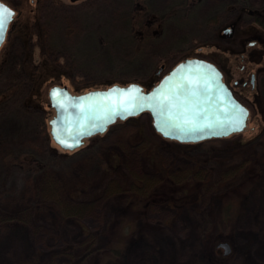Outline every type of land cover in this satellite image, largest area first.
Instances as JSON below:
<instances>
[{
  "label": "rangeland",
  "instance_id": "obj_1",
  "mask_svg": "<svg viewBox=\"0 0 264 264\" xmlns=\"http://www.w3.org/2000/svg\"><path fill=\"white\" fill-rule=\"evenodd\" d=\"M1 1L15 11L9 32L18 31L2 45L4 49L0 59L5 60L4 70L10 71L11 64H14L24 74L23 59L27 55L32 54L35 63L40 60L37 50L30 53L33 46L29 45L33 40L37 43L39 31L36 25L43 23L49 27L46 47L51 56L57 55L62 62L65 60V67L72 66L87 84L86 87L74 85L66 78V73L43 61L40 67V78H43L41 99L44 103L46 100L47 106V92L54 85L66 86L76 95L105 89L106 84L136 83L146 90L150 87L147 82L149 76L162 71L151 78L158 80L177 62L169 60V55L179 51L192 55L187 58H203L214 63L222 70L226 83L232 89L234 80L248 79L258 68L256 61L248 56L250 50L257 49L256 45L248 49L245 43L246 51L241 55L243 36L251 31L246 26L254 21V17L245 12L240 14L239 8L261 9L264 0H76L72 4L70 0H57L64 7L61 11L46 7L48 11L43 8L42 12L39 11L42 4L38 5L37 0ZM232 20L237 21L231 37L216 39V32L221 34L222 28H228ZM149 22L152 26L143 30L142 24L147 26ZM4 70L0 71V77ZM19 82L18 79L13 81L12 90L0 99V156L7 152H30L38 157L43 150V136L34 127L30 115L24 116L18 106L12 107ZM260 89V94L256 93L260 96L258 99L254 98L249 86L244 91L234 90L244 95V103H241L249 111L261 107L264 112V83ZM262 127L260 114L250 112L247 129L242 132L248 134L242 138H250ZM157 135L160 136L152 127L150 115L143 113L121 126L112 127L97 139L99 150L117 154L120 170L116 174V182L123 191H104L105 181L109 178H89L86 174L90 163L87 153L71 158L68 167L82 183L79 199L92 200L93 207L82 217H70L60 226H54L56 220L50 216L43 218L45 225L38 228V219L34 217L29 221L25 235L7 232L0 242V264H24L34 258L40 264H54L56 252L73 250V244L79 249L84 246V253L78 255L73 251L74 258L62 256V262L87 264L93 250L100 244L97 238L112 218L118 201L132 193L128 184L146 178L150 188L156 182L157 176L147 151L149 139L155 140ZM262 141L264 129L251 144L241 148L232 146L231 150L220 145L195 146L184 153L169 144L161 146L158 150L161 163L173 179L180 184L200 180L204 183L191 205L173 207L156 203L148 207L144 220L153 240L143 239L135 243L126 264H213L203 259L200 242L203 233L213 229L216 197L243 180L246 166L255 160ZM260 168L261 181L254 185L243 201L241 216L234 234H231L232 240L226 241L231 250L226 259L217 264H264V154H261ZM19 177V174L12 176L10 185L13 189L19 185ZM14 218H19L14 212L0 214V223ZM79 225L85 228L84 232ZM217 253L222 255L223 250L219 249Z\"/></svg>",
  "mask_w": 264,
  "mask_h": 264
},
{
  "label": "trees",
  "instance_id": "obj_2",
  "mask_svg": "<svg viewBox=\"0 0 264 264\" xmlns=\"http://www.w3.org/2000/svg\"><path fill=\"white\" fill-rule=\"evenodd\" d=\"M39 2V3H38ZM40 5V12L43 8L50 7L61 11L64 7L57 0H37ZM48 11V9H46ZM132 10V9H131ZM239 13L245 12L247 15L254 17L259 13L256 9H249L247 7H240ZM40 16V13H38ZM42 15V14H41ZM41 17V16H40ZM129 19L131 16H128ZM127 17V18H128ZM240 17V16H239ZM237 20H232L230 24L235 25ZM252 25H254L252 23ZM37 26L39 37L37 43L33 38V44L30 43L29 47L31 52H38L40 60L33 62L32 54L27 55L24 60L23 71L17 65L11 64V70L6 71L3 69L5 60L0 59V71L4 70V75L0 77L1 86L0 99L5 97L7 92H10L12 82L17 80L18 83L17 95L13 100L12 107L18 106L22 115H30L33 125L42 137L43 150L40 156L36 157L33 153H11L7 152L0 156V214H7V212L15 213L19 216L18 219H11L7 223H0V242L7 232H17L26 234V229L29 227V221L32 219L38 221V228L45 225L43 218L52 217L56 222L54 226L65 224L70 217H82V215L93 207L94 202L91 200H80L82 194V183L80 177L74 174L72 168L68 167V161L80 153H87L89 156V167L87 175L91 179H108L104 184V191L118 190L123 191L116 182V174L120 170V160L117 154L113 152L99 150L96 146L97 139L100 135H95L86 140L84 146L74 150L65 151L57 146L50 137L49 125L47 124L50 117L53 115V109L47 106V102L41 99V63L48 61L54 68L66 73V78L76 86L86 87L83 76L77 74L72 66L65 67L66 61H60L57 55H52L50 50L46 47L47 36L49 34L48 25L40 23ZM64 26V24H63ZM251 26V25H250ZM145 23L142 24V29L145 28ZM251 31L243 36V44L245 50V37H255L256 31L253 27H249ZM18 32L17 29L8 32L7 39ZM146 33V32H145ZM131 37L134 36L133 28H130ZM216 32V39L218 37ZM217 41V40H216ZM218 42V41H217ZM248 47V46H247ZM18 48V45H17ZM4 46L0 50L3 51ZM249 49V48H248ZM252 49V47H251ZM20 52V50H19ZM6 56V55H5ZM187 55L186 51H179L169 55V60H177L175 64L181 60L191 57ZM248 56L252 61H256L257 56L255 50H250ZM23 57V56H22ZM4 59V58H3ZM174 66V65H173ZM49 67L48 69H50ZM256 72V71H255ZM254 72V73H255ZM70 73V76L68 75ZM16 74V77H14ZM151 74L147 79L150 87L153 86L158 80L153 81ZM65 77V76H64ZM152 78V79H151ZM151 79V80H150ZM44 81V80H43ZM114 84V83H113ZM126 85L129 83H125ZM124 84V85H125ZM112 84L107 85L106 87ZM105 87V88H106ZM254 92V98L260 97ZM256 99V100H257ZM260 107V106H259ZM251 113L260 114L261 122L264 126V112L262 108H252ZM137 118V117H136ZM28 119V118H27ZM117 121L115 124L108 128L123 125L129 120ZM264 127L259 128L257 134L250 136V138H242L245 133L230 135L227 138L207 140L199 143H178L158 136L157 139H149L150 148L147 151L148 159L153 164L154 172L157 176L156 182L147 187L149 183L146 178H139L131 184H128L132 193H127L118 201V207L114 211L112 218L107 222L104 232L97 238L100 244L93 250L92 256L89 258L87 264H126L130 249L135 243L143 239L151 242L153 239L149 237L148 229L146 228L145 215L147 209L152 204H168L170 206L185 207L194 203L195 199L199 196V191L203 181H188L185 184L178 183L173 179L168 170L162 165L159 157V148L165 144L172 145L178 152H188V148L192 147H211L220 145L223 148H230L238 146L241 148L245 145L251 144L256 140ZM248 134V133H247ZM233 149V148H232ZM235 149V148H234ZM257 156L254 161L246 166L244 171L243 180L236 186L228 188L217 195V209L215 211V223L213 229L203 233L202 241L200 242V252L203 259L207 262L217 264L225 260V256L218 255L217 251L219 243L232 240V235L235 232L237 222L242 213V204L247 199L254 185L261 181L262 170L260 168L261 154H264V141L258 145ZM20 175V183L13 189L10 185L13 175ZM15 186V182L13 183ZM133 186L134 188H131ZM119 194V193H118ZM10 210V211H8ZM81 226V225H79ZM81 231L84 232L85 228L81 226ZM208 233V234H207ZM232 234V235H231ZM73 250H60L56 252L54 264H66L62 262V256L68 258L73 257V251L78 252V255L84 253V246L79 249L75 244L72 245ZM82 250V251H81ZM217 253V254H216ZM74 261V260H73ZM24 264H40L39 260L32 259ZM51 264V262L49 263Z\"/></svg>",
  "mask_w": 264,
  "mask_h": 264
},
{
  "label": "water",
  "instance_id": "obj_3",
  "mask_svg": "<svg viewBox=\"0 0 264 264\" xmlns=\"http://www.w3.org/2000/svg\"><path fill=\"white\" fill-rule=\"evenodd\" d=\"M0 5L13 13L0 34L1 47L15 11L1 1ZM231 33L232 28H226L221 35L229 37ZM184 77L197 84L189 85ZM180 85L183 87H178ZM190 88H195V97L188 95ZM161 94L168 95L175 107L166 102L162 108L156 99ZM47 97L48 106L54 112L48 121L49 134L65 151L82 147L86 139L102 135L118 120L142 113L150 115L154 131L162 138L192 144L239 134L247 129L249 116V110L223 81L219 68L201 58L183 59L149 90L136 83L116 84L76 95L66 86L54 85L49 88ZM240 121L242 123L238 124ZM217 247L223 250L224 256L231 250L227 242Z\"/></svg>",
  "mask_w": 264,
  "mask_h": 264
},
{
  "label": "flooded vegetation",
  "instance_id": "obj_4",
  "mask_svg": "<svg viewBox=\"0 0 264 264\" xmlns=\"http://www.w3.org/2000/svg\"><path fill=\"white\" fill-rule=\"evenodd\" d=\"M75 2H71V4L75 3ZM256 10H258L259 13L254 15V21L252 22L254 25H252V23H251V24L246 26V28L256 27L255 28L256 36L255 37H245L244 40L248 44L247 46L249 49L255 45L257 46L255 53L257 56V58H256L257 63L256 64H257L258 68L256 69L255 73L250 74L248 79H247V77H244V78L239 79V80H234L233 81V87H234V89L238 88L239 90L241 89V91H244L249 86L251 91L256 90V93L260 94V92L262 91L260 89V85L264 83V7L261 9H256ZM148 26H152V23L149 22L146 27H148ZM233 26H234L233 24H229V27L232 28V31H233ZM224 29H226V28H222L221 32ZM231 35H232V33H231ZM231 35L229 37H231ZM229 37H222L221 34L218 35L219 40H225ZM245 51H246V49L243 50V53L241 54L242 56L244 55ZM193 58H197V57H193ZM161 72L162 71H158L155 73V75L158 76L159 74H161ZM221 72H222V70H221ZM222 75H223V81L226 83V80L224 77L225 75L223 72H222ZM226 85L231 89V91L233 92V95L240 102H243V99H245V98H243L244 95H242L241 93H238L237 90L232 89V87L229 84L226 83Z\"/></svg>",
  "mask_w": 264,
  "mask_h": 264
},
{
  "label": "snow or ice",
  "instance_id": "obj_5",
  "mask_svg": "<svg viewBox=\"0 0 264 264\" xmlns=\"http://www.w3.org/2000/svg\"><path fill=\"white\" fill-rule=\"evenodd\" d=\"M13 13L11 12L10 9H8L7 7H5L4 5H0V34H2L3 30L5 29V26L7 24V22L11 19ZM185 80H187V83L189 85H196L197 81L188 79L187 77H184ZM178 87H183L182 85L178 86ZM187 93L189 96L195 97L196 96V90L195 88H190L187 90ZM160 104V106L163 108L165 106V103L167 102L169 105L175 107V105H172L170 97L168 95H163L161 94L160 96H158L156 98ZM149 107H151V105H149ZM187 122V121H186ZM242 123V121L238 122ZM237 130H239V128H237ZM61 143H63V141H61Z\"/></svg>",
  "mask_w": 264,
  "mask_h": 264
}]
</instances>
